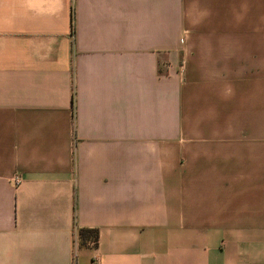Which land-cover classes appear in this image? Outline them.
Listing matches in <instances>:
<instances>
[{
  "label": "crops",
  "instance_id": "obj_1",
  "mask_svg": "<svg viewBox=\"0 0 264 264\" xmlns=\"http://www.w3.org/2000/svg\"><path fill=\"white\" fill-rule=\"evenodd\" d=\"M0 264H264V0H0Z\"/></svg>",
  "mask_w": 264,
  "mask_h": 264
},
{
  "label": "trees",
  "instance_id": "obj_2",
  "mask_svg": "<svg viewBox=\"0 0 264 264\" xmlns=\"http://www.w3.org/2000/svg\"><path fill=\"white\" fill-rule=\"evenodd\" d=\"M98 234L96 230L78 229L76 231V239L80 246L87 244H95L97 242Z\"/></svg>",
  "mask_w": 264,
  "mask_h": 264
}]
</instances>
